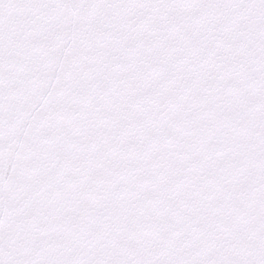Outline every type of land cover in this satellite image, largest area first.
I'll return each mask as SVG.
<instances>
[{"label": "snow or ice", "instance_id": "obj_1", "mask_svg": "<svg viewBox=\"0 0 264 264\" xmlns=\"http://www.w3.org/2000/svg\"><path fill=\"white\" fill-rule=\"evenodd\" d=\"M0 264H264V0H0Z\"/></svg>", "mask_w": 264, "mask_h": 264}]
</instances>
